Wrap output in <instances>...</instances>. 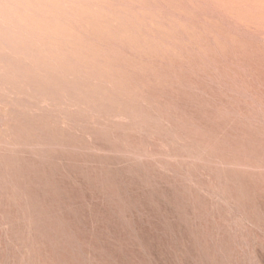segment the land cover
Returning a JSON list of instances; mask_svg holds the SVG:
<instances>
[{
    "label": "rangeland",
    "instance_id": "rangeland-1",
    "mask_svg": "<svg viewBox=\"0 0 264 264\" xmlns=\"http://www.w3.org/2000/svg\"><path fill=\"white\" fill-rule=\"evenodd\" d=\"M167 2L206 6L212 34L158 45L169 25L146 7L136 38L0 41V264H18L28 221L42 264H264V0ZM240 209L243 240L225 222Z\"/></svg>",
    "mask_w": 264,
    "mask_h": 264
},
{
    "label": "clouds",
    "instance_id": "clouds-1",
    "mask_svg": "<svg viewBox=\"0 0 264 264\" xmlns=\"http://www.w3.org/2000/svg\"><path fill=\"white\" fill-rule=\"evenodd\" d=\"M157 11L158 18L169 27L162 28L154 42L164 47L179 43L181 33H196L198 36L210 35L214 23L206 16L199 15L195 10L206 7L195 3L165 2L145 5L141 2L128 3H86L83 0H0V41L11 42L24 50L46 54L49 51H61L73 48L83 43L89 30L123 27L126 38H136L138 29L135 20L144 8ZM155 35V34H154ZM147 39V38H146ZM168 42L165 44V42ZM168 160V157H152L151 160ZM163 167V165H161ZM189 183H194L189 178ZM203 191V189H201ZM12 189L8 196L21 212H23L22 197ZM216 199L228 204L230 201L239 203L223 186H214ZM207 194V193H206ZM230 231L238 240H243L248 222L242 209L230 212L225 221ZM29 236L22 239L17 251L20 255L18 264H42L34 259L37 255L31 243V221H28Z\"/></svg>",
    "mask_w": 264,
    "mask_h": 264
}]
</instances>
